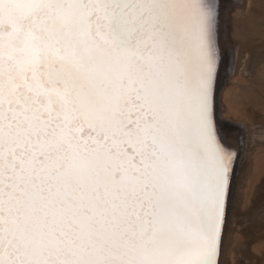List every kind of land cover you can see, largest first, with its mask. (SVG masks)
Segmentation results:
<instances>
[{"label": "snow or ice", "instance_id": "1", "mask_svg": "<svg viewBox=\"0 0 264 264\" xmlns=\"http://www.w3.org/2000/svg\"><path fill=\"white\" fill-rule=\"evenodd\" d=\"M216 67L211 0H0V264H216Z\"/></svg>", "mask_w": 264, "mask_h": 264}, {"label": "rangeland", "instance_id": "2", "mask_svg": "<svg viewBox=\"0 0 264 264\" xmlns=\"http://www.w3.org/2000/svg\"><path fill=\"white\" fill-rule=\"evenodd\" d=\"M212 3L215 19L221 12L217 50L221 44L215 50L222 53L221 76H226L218 94L222 125L231 122L228 127L237 129L233 122H240L238 132L245 129L250 144L227 214L220 264H264V0ZM232 56L235 67L229 70Z\"/></svg>", "mask_w": 264, "mask_h": 264}, {"label": "bare ground", "instance_id": "3", "mask_svg": "<svg viewBox=\"0 0 264 264\" xmlns=\"http://www.w3.org/2000/svg\"><path fill=\"white\" fill-rule=\"evenodd\" d=\"M212 1H214V0H211V2ZM217 21H218V17H216V19H215L216 24H217ZM216 24H215V42L217 40L216 31L218 30V25H216ZM217 35H218V32H217ZM218 43H219L218 50L216 49L217 46H215V49L219 52L221 43H220V41H218ZM218 52H217V62L220 61V59H219L220 58V54H218ZM234 59H235L234 56H232V58L231 57L227 58V60L229 61L228 62L229 64L227 63L229 68H230L229 70H231V68L233 69L235 67L234 66L235 65V60ZM225 78H226L225 75L220 77V79L222 81H224ZM213 105H214V100H213ZM222 117L225 120H228V118L226 119L224 116H222ZM233 123H235L238 126L237 129L234 128L235 125L232 126V128H230V127H228L230 124H223L225 129L221 130L217 119L215 117H213V124H214V128H215V133H216L217 140L219 141L221 147L223 145L226 150L231 151L234 154V159H233V162H232L231 169L233 167V164H235L234 162H236L237 159H238V157L236 158L237 150L240 151V158L238 160V165L236 166V173H235L236 176H235L234 181H233L232 189L230 187L231 172L229 174V185H228V187H229V189H231V192L229 193V191H230L229 190L228 194H227V197L229 198L228 199V203H227V197H226L225 206H224V210H223L221 227H220V230H219V233H218L216 264H220L221 259H222L223 236H224V229H225L226 219L228 217L227 214H228V212L230 210V205H231L230 203H231V200H232V196L234 195V190L236 189L235 187H237L239 185L238 181H240V179L242 177L243 168H244L246 159L248 157L247 156V154H248L247 152H248L249 146H250V144H248V142H247L248 139L246 140L247 134H246L245 129L238 132V130H240V122H235L234 121ZM237 132L240 133V134L238 135ZM263 137L264 136H261L262 139H263ZM226 204H227V207H226ZM225 208H227L226 209V215H225ZM224 216H225V222H224V225H223Z\"/></svg>", "mask_w": 264, "mask_h": 264}, {"label": "water", "instance_id": "4", "mask_svg": "<svg viewBox=\"0 0 264 264\" xmlns=\"http://www.w3.org/2000/svg\"><path fill=\"white\" fill-rule=\"evenodd\" d=\"M222 56H221V53H220V61L217 62V67H216V75H215V79H214V85H213V99H212V111H213V117H215L220 125V128L221 130H224V126L222 125V122H225L224 120H222L220 118V116L218 115L219 112L216 108V96H217V89H218V85L220 83L219 78L221 76V72H222ZM213 100H214V105H213ZM231 124V122H229ZM239 158V157H238ZM238 165V159L237 161L235 162V164H233V167H232V170H231V177H230V187L232 189V186H233V181H234V178H235V173H236V166ZM231 189H229V193L231 192ZM229 199V198H228Z\"/></svg>", "mask_w": 264, "mask_h": 264}]
</instances>
